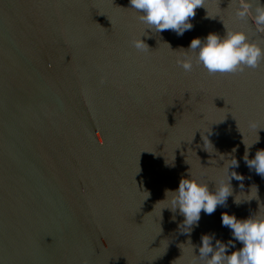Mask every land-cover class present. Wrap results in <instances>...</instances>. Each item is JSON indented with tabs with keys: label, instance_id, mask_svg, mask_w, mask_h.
Here are the masks:
<instances>
[{
	"label": "water",
	"instance_id": "1",
	"mask_svg": "<svg viewBox=\"0 0 264 264\" xmlns=\"http://www.w3.org/2000/svg\"><path fill=\"white\" fill-rule=\"evenodd\" d=\"M261 10L202 0L177 36L145 31L129 0H0V264H204L202 234L231 239L221 212L264 213V178L243 159L258 135L249 159L264 148V58L210 72L188 49L240 31L264 51ZM234 157L245 179L226 207L191 233L161 215L165 189L190 171L215 190Z\"/></svg>",
	"mask_w": 264,
	"mask_h": 264
},
{
	"label": "clouds",
	"instance_id": "2",
	"mask_svg": "<svg viewBox=\"0 0 264 264\" xmlns=\"http://www.w3.org/2000/svg\"><path fill=\"white\" fill-rule=\"evenodd\" d=\"M129 5L138 13V19L147 26L145 31L154 29L162 32L171 29L177 36H182L186 30L192 29L190 18L196 15L195 10L202 5V0H129ZM256 19L258 23H264V10L259 11ZM142 37L133 41L137 49L149 47ZM188 49L197 52L198 62L210 72L242 71L243 65L256 67L264 58L261 47L254 42H247L246 35L240 31H229L222 36L210 32L204 38L195 37L190 41ZM177 63L185 71L192 69V60L186 55L178 58ZM259 139L258 135L255 143ZM252 145H245L243 159L250 171L254 170L264 178V148L258 149L249 159L248 150ZM238 166V160L232 158L228 166V180L221 181L215 190L210 189L206 182L194 178L188 171L187 176L181 177L176 189H165V198L161 201H167L168 206L161 209V215L165 209L182 215L180 225L187 226L189 231L186 233H191L192 226L200 220L201 211L212 214L218 205L227 206V199L233 192L232 179H245L233 170ZM256 190L258 193L257 185ZM234 202L239 204L235 199ZM172 219L175 220L176 215ZM221 224L231 230V239L224 242L216 239L214 233H205L200 237V244L194 245V248L198 247L197 256L204 264H264V213L258 211L256 215L238 218L224 211L221 212ZM236 242L242 246L235 248Z\"/></svg>",
	"mask_w": 264,
	"mask_h": 264
}]
</instances>
